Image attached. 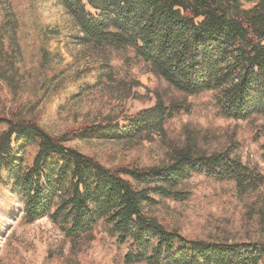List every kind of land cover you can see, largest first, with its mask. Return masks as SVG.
Masks as SVG:
<instances>
[{
  "label": "trees",
  "instance_id": "1",
  "mask_svg": "<svg viewBox=\"0 0 264 264\" xmlns=\"http://www.w3.org/2000/svg\"><path fill=\"white\" fill-rule=\"evenodd\" d=\"M52 5L67 17L69 43L79 52L74 64L62 66V54L50 52L48 38L60 31L44 29L46 44L37 52L41 65L30 75L19 45L28 23L7 2L0 8V82L9 92V97L0 93V188L7 193L0 198L7 217L28 225L48 219L73 245L89 243L95 229L105 226L123 264H264L262 222L260 237L247 242L191 240L151 213L168 200L189 201L184 186L197 176L232 182L240 196L264 199V174L230 150L208 154L188 143L168 150L157 166L107 167L70 146L162 135L168 121L189 113L187 102L160 99L123 129L113 125L116 118L60 135L42 127L37 111L49 88L47 95L72 89L67 101H75L117 81L127 84L135 66L186 97L212 93L220 117L264 119V0H52ZM36 74L43 81L42 97L17 101L21 81Z\"/></svg>",
  "mask_w": 264,
  "mask_h": 264
},
{
  "label": "rangeland",
  "instance_id": "2",
  "mask_svg": "<svg viewBox=\"0 0 264 264\" xmlns=\"http://www.w3.org/2000/svg\"><path fill=\"white\" fill-rule=\"evenodd\" d=\"M4 2L28 23L19 34L27 75L37 72L41 65L37 52L46 44L44 29L60 31V35H48V38L50 52L62 54V66L75 63L79 48L69 43L72 32L68 19L52 5V0H0V8ZM2 19L0 14V26ZM84 65L82 62L76 69ZM131 74L133 77L128 78L127 84L117 81L71 102L67 99L72 89L68 88V95L62 92L47 95L52 91L49 88L37 110L42 127L53 135H60L85 123L98 124L118 118L113 125L123 129L130 127L142 113L153 110L160 99L166 104L185 101L190 106L189 113L183 112L168 121L162 135L131 142L74 141L70 146L95 157L107 167L132 163L152 167L162 163L168 150L191 143L208 154L230 150L243 164L264 174L262 117L245 122L228 120L217 114L212 93L186 97L139 67H132ZM36 75L21 81L23 90L17 93V101L42 97L44 93L38 90L43 81ZM0 86L4 89L0 93L9 97L5 85L0 82ZM184 189L191 194L189 201L168 200L151 211L168 229L178 230L191 240L227 239L230 243L247 242L262 234L264 199L259 194L240 196L234 183L207 176L192 178ZM1 195L6 197L7 193L0 188ZM6 210L0 198V264H123V253L105 226L95 229L89 243L73 245L48 219L28 225L17 218L9 219Z\"/></svg>",
  "mask_w": 264,
  "mask_h": 264
}]
</instances>
